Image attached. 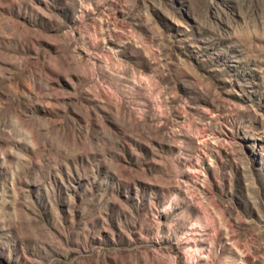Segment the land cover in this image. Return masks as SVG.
Here are the masks:
<instances>
[{
	"label": "rangeland",
	"instance_id": "1",
	"mask_svg": "<svg viewBox=\"0 0 264 264\" xmlns=\"http://www.w3.org/2000/svg\"><path fill=\"white\" fill-rule=\"evenodd\" d=\"M0 264H264V0H0Z\"/></svg>",
	"mask_w": 264,
	"mask_h": 264
}]
</instances>
